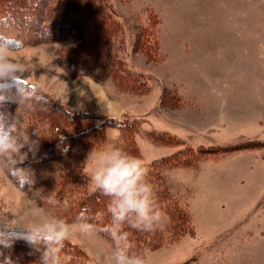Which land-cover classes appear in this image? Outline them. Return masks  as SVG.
<instances>
[{
	"label": "rangeland",
	"instance_id": "1",
	"mask_svg": "<svg viewBox=\"0 0 264 264\" xmlns=\"http://www.w3.org/2000/svg\"><path fill=\"white\" fill-rule=\"evenodd\" d=\"M104 1L120 23L110 46L99 38L102 53L139 77L138 87L84 51L93 45L79 21L49 40L33 31L21 45L0 17V44L42 100L91 123L135 127L108 125L99 146L23 188L0 176V217L31 225L34 202L63 218V205L49 203L62 168L76 166L93 192L98 156L115 147L158 167L164 216L138 254L148 264H264V0ZM92 29L106 33L103 23ZM68 241L78 253L61 254L63 264H108L113 241L101 231L76 229Z\"/></svg>",
	"mask_w": 264,
	"mask_h": 264
},
{
	"label": "trees",
	"instance_id": "2",
	"mask_svg": "<svg viewBox=\"0 0 264 264\" xmlns=\"http://www.w3.org/2000/svg\"><path fill=\"white\" fill-rule=\"evenodd\" d=\"M0 17L15 28L20 44L28 39L33 31L39 30L38 33L42 38L49 40L58 35L63 24L70 27L73 21H79L80 26L85 30L84 33L87 31L86 38L93 45L91 47L88 43L86 49L83 47L84 51L99 57L97 62L108 67L112 66L117 81L123 86L128 84L131 87H138L141 83L139 77L128 73L122 64L107 58V55L102 53V51L106 52V49L102 45L104 40L99 38L108 40L107 46H110V38L120 23L104 0H0ZM45 18L49 19L48 25L42 23ZM100 23L106 27L104 37H99L92 29ZM18 87L23 88V83L0 85V90L14 97ZM47 103L44 99L18 102L5 100L0 103V114L16 116L19 126L28 132L30 141L34 142L33 151L29 152L26 146L24 152H28V159L21 166L30 169L32 173L30 182L54 168L57 163L76 159L81 152L99 146L104 140V128L110 124L123 126L124 129L135 132L133 122L125 123L123 120L104 118L100 123L95 124L91 123L85 114L72 113ZM146 166L149 169L148 182L153 188L161 187L158 184V174L155 172L158 167L153 166V163H148ZM58 183L56 200L63 205L59 211L60 216L76 220L81 209L86 207L90 211L89 222L99 228L111 223L110 215L106 210L108 197L99 190L88 192V180L81 175L76 166L63 167ZM177 220L180 222L181 218L177 216ZM124 230L131 233L130 240L134 244L132 251L136 254L140 253L141 247L148 245L152 237L150 235L155 234L137 231L127 224ZM101 232L112 241L108 233ZM7 234L13 238L12 246L10 249L0 248V252L10 256L14 264H39V253L22 238V232L11 229L7 230ZM153 239L154 241H151L153 244L160 243L158 235ZM77 251L70 241H66L62 254L73 256L78 253Z\"/></svg>",
	"mask_w": 264,
	"mask_h": 264
},
{
	"label": "clouds",
	"instance_id": "3",
	"mask_svg": "<svg viewBox=\"0 0 264 264\" xmlns=\"http://www.w3.org/2000/svg\"><path fill=\"white\" fill-rule=\"evenodd\" d=\"M7 54L8 49L0 44V85L23 81L24 87H18L14 97L0 90V103L5 100L39 101L41 97L36 95V86L24 81L25 67L10 61ZM26 146L31 152L34 142L30 141L28 132L19 126L16 116L0 114V176H11L22 188L25 184L30 185L32 179L30 169L18 167L28 159V152H22ZM148 172L142 159L120 148L101 152L90 180L96 190L108 197L106 210L111 218L110 224L97 229L89 222L90 211L86 207L81 209L75 221L69 223L32 202L28 209L33 221L31 225L24 217L16 220L0 217V248H11L13 238L7 230L18 229L23 233L22 238L39 253V264H62L65 242L74 230L92 234L99 230L108 233L113 241L108 264H148L143 256L132 251L131 233L124 230L126 224L143 232H153L160 226L164 213L159 208L153 186L147 180ZM49 203L59 202L50 200ZM0 264H14V261L0 252Z\"/></svg>",
	"mask_w": 264,
	"mask_h": 264
}]
</instances>
